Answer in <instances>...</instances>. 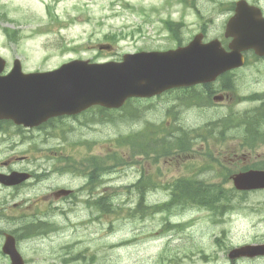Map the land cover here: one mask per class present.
Returning <instances> with one entry per match:
<instances>
[{
	"label": "rangeland",
	"instance_id": "374dc122",
	"mask_svg": "<svg viewBox=\"0 0 264 264\" xmlns=\"http://www.w3.org/2000/svg\"><path fill=\"white\" fill-rule=\"evenodd\" d=\"M191 1L198 11L179 0H0V56L6 60L5 70L18 58L22 70L28 72L53 69L75 58L118 60L122 54L138 50H167L175 43L163 26L165 19L182 21L183 42L191 39L201 26L206 28L208 37L221 34L230 4L235 0ZM250 1L264 6V0ZM47 10H51V15ZM5 27L19 29L20 38L8 39L3 32ZM108 33L121 37L117 42L105 41ZM107 42L113 49L99 52L97 45ZM245 67L235 74L237 89L245 97L237 101L216 103L215 97L204 95L201 89L195 98L174 91L159 99L132 103L123 111L108 113L109 119L96 126L85 117L80 119L82 122L65 120L66 125L58 123V128L51 130L46 138L6 128L12 135H0L7 139L0 140V173L37 171L38 155L29 161L18 158L26 153L38 154L40 149L74 147L83 154L90 150L92 155L119 151L127 160L145 164L142 168L146 170L113 169L104 174L99 191L104 184L123 191L137 181L140 172L148 178V166L154 160L158 165L173 161L172 169H181L182 165V176L221 184L218 186L229 196L222 214H213L198 207L165 208L163 200L171 192L168 189L154 194L148 192L143 207L134 201L137 193L131 199L125 194L117 198L112 195L105 217L90 223L86 222L95 206L89 203L88 208L85 203L73 205L66 201L63 203L64 211L69 213L66 222L56 218L64 229L18 242L26 264H160L168 260H173L172 264H228L225 248L263 242L264 189L237 191L231 179L234 173L264 163V115L256 125L263 136L253 143L244 138L247 134L243 126L236 127L242 121L247 123L254 116L255 108L264 104V100L257 101V98L246 100L249 95H264V61L251 58ZM230 118L238 124L223 130V120ZM175 128L179 130L174 134L167 132ZM182 137H190L191 152L177 151ZM160 141L167 142V150L157 149L154 154L164 153L167 159H155L152 154L147 160L144 155L130 156L140 144L152 147V142ZM239 141L244 144L240 145ZM33 143L38 145L32 146ZM227 152H235L238 159L228 161ZM243 153L248 155V160L241 159ZM8 160L10 163L4 164ZM169 174L167 171L160 176L151 175L149 179L164 180ZM53 180L56 184H70L66 178ZM53 180L44 187H22L23 190L0 184V264H9V258L1 252L4 234L15 233L25 220L16 217L18 212L46 193L54 185ZM142 184L146 188L151 185L147 180L139 182L140 188ZM167 219L174 226L167 225ZM180 223L183 227L177 226ZM217 237L226 242L229 239L222 245L225 248H218L221 241L216 242Z\"/></svg>",
	"mask_w": 264,
	"mask_h": 264
},
{
	"label": "water",
	"instance_id": "95a60500",
	"mask_svg": "<svg viewBox=\"0 0 264 264\" xmlns=\"http://www.w3.org/2000/svg\"><path fill=\"white\" fill-rule=\"evenodd\" d=\"M226 34L233 37L230 53L216 42L200 45L195 40L176 50L125 54L122 62L72 60L48 72L23 73L16 60L10 73L0 74V117L27 124L92 104L118 107L127 97L151 96L172 86L210 80L220 71L242 64L241 49L255 47L264 53L263 25L234 28L229 23ZM3 66L0 59V72ZM258 176L240 174L237 188L264 186V174ZM17 177L0 174V181L10 183ZM2 251L10 256L11 264H23L12 236L6 237Z\"/></svg>",
	"mask_w": 264,
	"mask_h": 264
},
{
	"label": "flooded vegetation",
	"instance_id": "af4514ba",
	"mask_svg": "<svg viewBox=\"0 0 264 264\" xmlns=\"http://www.w3.org/2000/svg\"><path fill=\"white\" fill-rule=\"evenodd\" d=\"M225 79L231 84L232 80L236 79L237 85V78L226 76ZM232 85V84H231ZM224 100L227 99L228 101L234 100L235 93L232 91H225L223 93ZM239 99V97H238ZM62 119V118H59ZM57 118L49 120L47 123L37 127V129H57L56 122L59 120ZM42 134V133H39ZM59 135V134H58ZM45 137H49L46 136ZM51 137H57L51 136ZM58 138V137H57ZM64 146V142L59 139ZM38 155L43 158L46 164H42L41 166H45V170L41 169L40 172L30 174L32 175L33 179H37L39 173L44 174H51L58 179H67V183L64 184V187L69 189V194H57L56 189L53 190L51 193V197L49 198L51 202H54L52 206H47L44 201H38L36 203V209L38 212L43 215L44 213L48 212L49 210L56 211L62 218L64 222H66V218L68 217V212L64 211L63 203L68 201L73 205H77L81 203H85L86 206L89 208L88 204L90 201L96 199L97 197L104 199L107 193V187L104 184L101 186V190L99 191L100 183L102 182L103 175L101 174L100 169H96L91 172L89 168V163L86 162V157L81 150L76 148H62V147H53V148H46L38 150ZM152 157L154 158V149L151 150ZM235 157L229 158L230 162H234L238 159V156L235 154ZM243 159L245 157L244 153L242 155ZM151 160V159H150ZM154 161V160H153ZM92 177V181L90 180ZM58 189V188H57ZM44 199V198H43ZM46 205V206H45ZM42 219H48L49 217H41ZM51 220V219H50ZM44 225L43 222L40 223V226ZM57 225L60 226L59 221ZM61 229L56 228V232H60ZM264 264V260H256V259H248V257H238L235 260L229 261L228 264Z\"/></svg>",
	"mask_w": 264,
	"mask_h": 264
},
{
	"label": "trees",
	"instance_id": "16d2710c",
	"mask_svg": "<svg viewBox=\"0 0 264 264\" xmlns=\"http://www.w3.org/2000/svg\"><path fill=\"white\" fill-rule=\"evenodd\" d=\"M167 27L170 26L168 24H166ZM7 34L12 37L15 38L17 32L16 31H9L8 29H5ZM188 191V189L186 188V192ZM214 195V192L211 188H205L203 191V196L202 198H198L197 195H192L186 202H192V200H198L200 202H204L207 198H211ZM187 196H189L188 192H187Z\"/></svg>",
	"mask_w": 264,
	"mask_h": 264
}]
</instances>
